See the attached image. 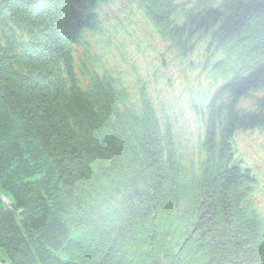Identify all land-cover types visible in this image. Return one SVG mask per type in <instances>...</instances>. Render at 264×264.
<instances>
[{
	"label": "trees",
	"instance_id": "obj_1",
	"mask_svg": "<svg viewBox=\"0 0 264 264\" xmlns=\"http://www.w3.org/2000/svg\"><path fill=\"white\" fill-rule=\"evenodd\" d=\"M248 77L264 0H0V263L264 264Z\"/></svg>",
	"mask_w": 264,
	"mask_h": 264
},
{
	"label": "built area",
	"instance_id": "obj_2",
	"mask_svg": "<svg viewBox=\"0 0 264 264\" xmlns=\"http://www.w3.org/2000/svg\"><path fill=\"white\" fill-rule=\"evenodd\" d=\"M0 264H2V263H0Z\"/></svg>",
	"mask_w": 264,
	"mask_h": 264
}]
</instances>
